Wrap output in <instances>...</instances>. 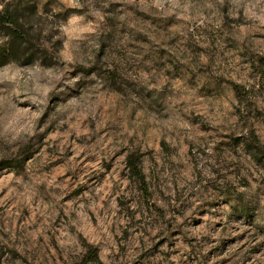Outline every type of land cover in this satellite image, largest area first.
<instances>
[{
    "label": "clouds",
    "instance_id": "obj_1",
    "mask_svg": "<svg viewBox=\"0 0 264 264\" xmlns=\"http://www.w3.org/2000/svg\"><path fill=\"white\" fill-rule=\"evenodd\" d=\"M18 6L38 22L20 15L4 27L20 25L38 51L0 28V264H81L89 248L99 264H145L148 250L152 264H192L183 237L179 250L153 249L165 225L133 226L144 212L128 202L126 177L103 164L168 137L170 152L142 154L153 161L146 178L195 187L224 224L212 231L200 215L185 234L197 244L255 236L225 256L264 244V164L248 147L264 150V91L252 71L264 60V0H0V16ZM118 68L131 86L113 85ZM165 217L184 223L171 207ZM247 264H264V247Z\"/></svg>",
    "mask_w": 264,
    "mask_h": 264
},
{
    "label": "rangeland",
    "instance_id": "obj_2",
    "mask_svg": "<svg viewBox=\"0 0 264 264\" xmlns=\"http://www.w3.org/2000/svg\"><path fill=\"white\" fill-rule=\"evenodd\" d=\"M30 20L33 22H38V18L30 17ZM196 54V46H192L191 55ZM120 55H124L120 53ZM170 54L168 52L164 53L165 57H168ZM186 55H188L186 53ZM145 59H150V57H145ZM156 67H163L160 63L156 64ZM252 71L255 74V78L261 91H264V60H261L259 66L254 62L252 65ZM171 75V73H169ZM109 79L112 81L113 85L118 89L124 88L125 85L131 86L129 83L130 71L124 68H118L117 71L111 72L108 74ZM236 94L243 100L249 93L239 85L234 86ZM135 119V116H133ZM130 135V134H126ZM227 139V136L224 137ZM129 145L135 143L134 140L129 139L127 141ZM236 141L233 140V144ZM175 146V141L168 137L163 142L157 138L156 141L149 142L146 145L141 146L138 149H124L120 153H117V158L112 160H104V167L108 169L109 172L116 170L117 175L121 178H125V183L131 189L129 191V203L135 201L139 209L144 212V216L141 219L139 215L133 221V226L136 223H139L144 226L145 229H148L152 226L159 225L163 223L165 228L157 233V238H155V243L153 244V249L160 250L161 247L165 244L169 248L177 249L181 247L179 243L180 238L183 237V243L189 244L192 246V255H188L186 258L188 261H191L192 264H195L197 260H202L203 264H208V261L213 258L223 257V259H217V264H232V261L235 260V264H247V260L251 258L257 252V249L264 247V244H257L254 247L248 248V251L245 252L244 249L248 247L247 245H242L236 252L225 256V253L228 252L229 246L231 244H236L239 241L244 240L248 237L251 240H255V236H248V233H242L239 236H229L220 240H212L210 237L205 236L201 244H197L194 239H190L185 234L186 228L196 227L198 224L204 223L203 220L195 219L200 215H208L212 218L209 221V226L212 231L216 229L224 228L223 223L215 222L218 219V213L214 210V201L205 200L201 198L200 200L196 199V188L185 189L182 193L172 189L170 185L162 177H157L155 175L149 180L146 178V174L150 170V164L153 162L148 157L142 156L145 152H151L154 155L161 152L168 153L171 150V147ZM249 151L253 153V160L257 163L264 164V150L252 149V146L249 145ZM127 152V155L124 153ZM135 153L139 158V164L143 170L146 179V186H143L142 183L138 182L137 178L133 176L127 166V157L129 154ZM156 159H159V156L156 155ZM64 160L63 157L58 161L62 163ZM17 163H19L17 161ZM59 171V169H57ZM72 176L70 172L68 174ZM75 179V176H73ZM82 187V185L80 186ZM76 191H79V187L76 188ZM231 194V189L228 191V195ZM171 207L172 210L176 213V216L183 218L184 223L178 224L173 223L167 220L165 217V210ZM120 208L128 212L129 216H132L133 213L128 210L127 203L121 199ZM243 216L248 215V211L245 208L242 211ZM253 225H249L252 227ZM227 231V229H225ZM258 231L260 234L264 235V228H259ZM129 239L128 233H117L114 243L120 245V251H124L123 242ZM204 244H214V247H211L207 250L204 248ZM152 250L145 251L141 260L145 261V264H152V261L148 259L150 252ZM241 253L243 255L241 256ZM98 250L96 248H89L87 255L81 260V264H99ZM240 257L239 259H236Z\"/></svg>",
    "mask_w": 264,
    "mask_h": 264
},
{
    "label": "trees",
    "instance_id": "obj_3",
    "mask_svg": "<svg viewBox=\"0 0 264 264\" xmlns=\"http://www.w3.org/2000/svg\"><path fill=\"white\" fill-rule=\"evenodd\" d=\"M28 2L30 3V0H28ZM30 10L34 11V8ZM20 15H24L26 19L30 20V16H27L26 13L21 12L18 6V9L16 11L9 12L5 16H0V28H4L5 31L10 32L11 35L21 43H28L29 49H31L33 52H37L38 49L35 47V44L30 43V40L34 37H31L28 32H25L20 25H16L17 30L15 31L4 27L7 24H16V18ZM29 49H25V51H28ZM139 161L140 158L135 153H131L127 157V166L131 174L137 178L138 182L142 183L143 186H146L145 175L139 164Z\"/></svg>",
    "mask_w": 264,
    "mask_h": 264
}]
</instances>
